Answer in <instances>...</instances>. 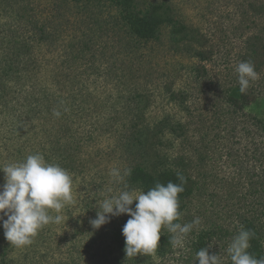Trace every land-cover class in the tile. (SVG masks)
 <instances>
[{"label":"rangeland","instance_id":"rangeland-1","mask_svg":"<svg viewBox=\"0 0 264 264\" xmlns=\"http://www.w3.org/2000/svg\"><path fill=\"white\" fill-rule=\"evenodd\" d=\"M41 1L43 7H49V0ZM62 3L63 15L55 20L54 27L61 32V47L65 46L64 52L72 61L77 54V42H88L93 34L89 30H96V40L107 51L94 57L95 67L113 61L114 56L118 57V64L125 62L139 67L136 75L142 95L138 96L147 120L158 123L169 119L189 127L188 141L179 140L174 148L181 155L190 154V174L196 188L191 198L183 202L178 222L190 223L196 217L201 222L184 238L183 246L174 247L175 256L168 264L183 263L181 257L191 253L204 234L208 235L210 252L221 254L222 264H227L226 249L237 235L242 219L260 218L264 205V134L256 119L264 114V103L255 102L241 113L231 114L224 101L226 91L238 82L235 69L240 63L241 48L240 36L234 32V17L227 5L229 0H135L137 11L143 13L155 5H164V10L191 28L192 38H196L192 45L206 50V60L195 59L187 51L172 53L170 26L163 30L162 42L147 49L151 56L143 55L147 46L133 39L124 28L117 27L118 12L109 1L97 4L98 0H93L98 8L90 17L72 0ZM143 56L139 63L138 58ZM196 68L201 74L196 73ZM99 72L90 68L88 73L93 79L99 78L100 73H109L102 69ZM112 73L109 80L98 82L99 92L90 102L95 113L107 110L113 114V109L121 106L122 94L128 91ZM250 84L251 90L257 91L256 80ZM167 87L180 91L177 99H173ZM85 130L90 129L80 127L76 134ZM63 148L68 155L75 154V159L70 173L73 200L62 209V222L44 226L32 243L24 247L6 240L0 222V264H106L107 256H112L111 236L122 224L124 215L112 217L99 229L93 228L90 221L96 218L105 198L121 191V181L111 171L118 169L123 173L132 162L119 150L113 135L100 137L98 133L94 140L88 141L67 138ZM4 176L0 174V185L5 183ZM162 232L172 235L166 230Z\"/></svg>","mask_w":264,"mask_h":264},{"label":"trees","instance_id":"trees-1","mask_svg":"<svg viewBox=\"0 0 264 264\" xmlns=\"http://www.w3.org/2000/svg\"><path fill=\"white\" fill-rule=\"evenodd\" d=\"M64 1L65 4L68 2L49 0L46 8L41 5V0H0V169L9 163L23 161L30 154L41 153L47 162L59 164L71 173L75 154L66 153L64 139L88 141L94 140L98 133L100 137L113 135L119 150L132 162V166L126 168L131 169V175L121 181V190L127 185L128 190L147 192L156 183L166 185L171 181L179 184V172L187 181L184 192L179 194L182 212L183 202L191 198L196 188L190 174V154L181 155L176 149L179 140L188 141L189 127L169 119L158 123L147 120L142 99L138 96L142 95L136 75L139 67L125 62L118 64L117 56L111 58L113 61L95 67L94 57L107 51L96 40V30H89L93 34L88 42H77L74 61L69 58L64 52L65 46L60 44L61 32L54 27L55 20L63 15ZM107 1L118 12L115 17L117 27L124 28L133 39L147 46L143 55L151 56L147 49L157 47L156 44L162 42L163 30L170 26L169 49L172 53L187 51L195 59L206 60L203 46L204 51L192 45L196 38H192L191 28L164 10V5H155L143 13L137 11L135 0H98L97 4ZM72 2L89 17L98 8L93 0ZM227 5L234 17V32L240 36V62L250 61L258 73L257 91H252L250 84L247 92L241 93L239 82H235L224 94L230 113L239 114L255 102L264 103V0H229ZM186 41L190 44H185ZM144 57L138 58L139 63ZM90 68L114 72L113 78L122 87H127L128 91L122 90L125 94L119 99L121 106L117 110L109 108L114 110L113 120L112 111L95 113V108L90 106L99 92L98 82L109 80L110 75L99 72V78L93 79L88 73ZM195 71L201 74L199 68ZM204 71L206 76L207 70ZM167 89L173 99H177L180 91L172 87ZM57 111L59 116L54 115ZM256 119L264 134V114ZM84 126L90 130L76 134V129ZM0 174L3 175V171ZM123 215L122 224L112 233L109 245L112 256H107L106 264H168L175 252L170 236L163 232L152 253L126 257L122 229L130 217ZM241 228L256 233L250 240L249 251L256 258L264 257V205L261 217H244L239 231ZM207 238L206 234L200 236L193 251L181 257L184 261L181 264H198L196 253L208 247ZM209 253L212 254L210 249ZM227 264H232L229 257Z\"/></svg>","mask_w":264,"mask_h":264},{"label":"clouds","instance_id":"clouds-1","mask_svg":"<svg viewBox=\"0 0 264 264\" xmlns=\"http://www.w3.org/2000/svg\"><path fill=\"white\" fill-rule=\"evenodd\" d=\"M235 70L239 90L246 93L250 82L258 79L255 66L250 61H242ZM54 115L59 116L60 113L57 111ZM0 171L5 174V183L0 185V222L11 245H29L44 226L62 222L60 213L73 200V179L65 168L47 162L43 154L35 153L21 162L5 165ZM111 175L117 181H123L124 177L131 175V169H125L123 173L113 169ZM177 179L179 184L171 181L166 185L156 183L147 192L142 189L128 190L125 185V190L101 202L96 218L90 223L93 228L99 229L112 217L128 214L130 218L122 229L126 257L152 253L158 247L164 230L172 234L170 243L173 247L183 246L184 238L201 221L196 217L190 223L178 222L182 217L179 194L184 192L187 181L179 172ZM49 210L57 214L52 215ZM255 236L254 231L241 228L231 239L226 255L232 264H264V257L256 258L249 251L250 240ZM209 247L211 245L196 253L198 264H222V255L210 254Z\"/></svg>","mask_w":264,"mask_h":264}]
</instances>
